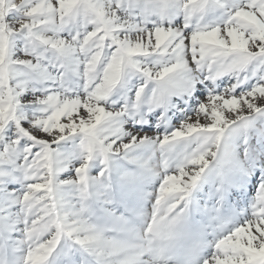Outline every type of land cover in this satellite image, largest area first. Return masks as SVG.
Returning <instances> with one entry per match:
<instances>
[{
	"label": "snow or ice",
	"instance_id": "1",
	"mask_svg": "<svg viewBox=\"0 0 264 264\" xmlns=\"http://www.w3.org/2000/svg\"><path fill=\"white\" fill-rule=\"evenodd\" d=\"M0 264H264V0H0Z\"/></svg>",
	"mask_w": 264,
	"mask_h": 264
}]
</instances>
